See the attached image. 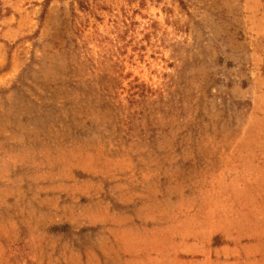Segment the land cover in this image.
Listing matches in <instances>:
<instances>
[{
  "label": "rangeland",
  "instance_id": "374dc122",
  "mask_svg": "<svg viewBox=\"0 0 264 264\" xmlns=\"http://www.w3.org/2000/svg\"><path fill=\"white\" fill-rule=\"evenodd\" d=\"M0 264H264V0H0Z\"/></svg>",
  "mask_w": 264,
  "mask_h": 264
}]
</instances>
